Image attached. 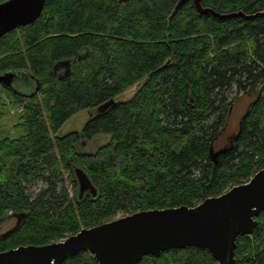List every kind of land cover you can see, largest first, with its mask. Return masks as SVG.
<instances>
[{
	"label": "trees",
	"instance_id": "obj_1",
	"mask_svg": "<svg viewBox=\"0 0 264 264\" xmlns=\"http://www.w3.org/2000/svg\"><path fill=\"white\" fill-rule=\"evenodd\" d=\"M176 2L47 0L33 23L0 37V74L15 70L23 75L18 82L25 80L22 91L0 84V119L7 107L20 108L13 127L22 133L0 138V221L16 218L11 231L0 233V251L59 241L119 213L194 206L264 167V16L220 20L200 14L191 1L170 16ZM202 5L220 13L264 10V0ZM139 81L129 99L91 114L80 131L53 136L77 111ZM243 94L254 98L236 132L215 148ZM100 133L111 135L107 144L77 150L81 138ZM76 168L94 195L79 197ZM36 181L43 186L29 191ZM254 218L253 232L236 239L235 264H264V211ZM62 264L96 260L82 250ZM135 264L215 260L208 250L188 246L147 254Z\"/></svg>",
	"mask_w": 264,
	"mask_h": 264
},
{
	"label": "water",
	"instance_id": "obj_2",
	"mask_svg": "<svg viewBox=\"0 0 264 264\" xmlns=\"http://www.w3.org/2000/svg\"><path fill=\"white\" fill-rule=\"evenodd\" d=\"M46 1L0 2V37L18 27L33 23L41 14ZM187 1H191L200 14H210L220 20L264 16V10L250 14L242 10L220 13L204 7L202 0H177L170 16ZM60 63L67 65L69 70V60ZM21 74L15 70L2 72L0 84L11 88ZM36 84L33 94L39 89V84ZM113 102L111 99L96 107V113L105 111ZM217 153H212L214 162ZM75 175L79 197L87 191L94 195L95 189L85 172L76 168ZM262 211L264 167L256 171L248 181L234 185L220 195L207 197L194 206L138 210L92 227L81 228L59 241L42 245H20L3 250L0 251V264H62L67 257L82 250L89 251L96 264H135L147 254L158 257L170 248L188 246L208 250L215 264H235L237 237L253 232L257 225L254 217ZM9 231L11 229L2 235Z\"/></svg>",
	"mask_w": 264,
	"mask_h": 264
},
{
	"label": "rangeland",
	"instance_id": "obj_3",
	"mask_svg": "<svg viewBox=\"0 0 264 264\" xmlns=\"http://www.w3.org/2000/svg\"><path fill=\"white\" fill-rule=\"evenodd\" d=\"M23 78V75H21ZM18 82V81H17ZM17 82H14V84L17 86ZM141 81L134 83L130 87H128L126 90H124L122 93L117 95L113 100L114 101H123L129 99L134 92L136 91L137 87ZM20 86V85H19ZM233 96V95H229ZM254 95L252 94H243L239 95L233 102V105L231 107L230 113L227 116L226 120V127L221 132V134L218 136V138L214 142L215 148H221L225 142L227 141V138L232 135L234 132H236L239 121L241 117L246 112V109L249 105V103L253 100ZM8 109V114L3 115L2 119H0V138L3 137H11L16 138L19 137L22 133L19 129L14 128L13 125L18 122V118L16 114L19 113L20 108H10ZM97 108L94 107L92 109H82L71 115L60 127V129L53 135V136H63L67 133H70L72 131H80L85 123V121L90 117L91 114L96 113ZM0 112H2L0 110ZM111 139V135L109 133H100L92 137L90 140H85L83 138L80 139L79 144L76 146L77 150L79 151H87V152H93L98 147L107 144ZM67 188L73 196L72 186L69 182H65ZM43 186V183L40 181H36L32 186H30L29 191L35 192L40 187ZM78 190V188H77ZM123 216L122 213L117 214L116 217ZM115 217V218H116ZM14 223L13 219L7 218L3 219L0 222V233L5 232L8 230L10 226H12Z\"/></svg>",
	"mask_w": 264,
	"mask_h": 264
},
{
	"label": "flooded vegetation",
	"instance_id": "obj_4",
	"mask_svg": "<svg viewBox=\"0 0 264 264\" xmlns=\"http://www.w3.org/2000/svg\"><path fill=\"white\" fill-rule=\"evenodd\" d=\"M20 82L25 83V80L21 78L20 81L17 82V86H16V87L18 88L19 91H22V87L19 86ZM11 218L14 220V223H15L16 218H15V217H11ZM13 225H14V224H13Z\"/></svg>",
	"mask_w": 264,
	"mask_h": 264
},
{
	"label": "bare ground",
	"instance_id": "obj_5",
	"mask_svg": "<svg viewBox=\"0 0 264 264\" xmlns=\"http://www.w3.org/2000/svg\"><path fill=\"white\" fill-rule=\"evenodd\" d=\"M1 221H2V220H1ZM1 221H0V222H1Z\"/></svg>",
	"mask_w": 264,
	"mask_h": 264
}]
</instances>
